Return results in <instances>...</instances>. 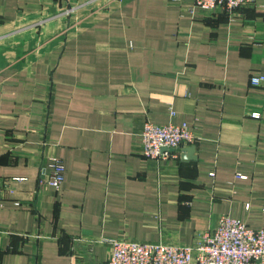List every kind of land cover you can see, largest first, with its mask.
<instances>
[{"label": "crops", "instance_id": "1", "mask_svg": "<svg viewBox=\"0 0 264 264\" xmlns=\"http://www.w3.org/2000/svg\"><path fill=\"white\" fill-rule=\"evenodd\" d=\"M261 74L264 0H0V264H107L109 239L192 244L222 215L264 227ZM147 120L196 140L147 158Z\"/></svg>", "mask_w": 264, "mask_h": 264}, {"label": "built area", "instance_id": "2", "mask_svg": "<svg viewBox=\"0 0 264 264\" xmlns=\"http://www.w3.org/2000/svg\"><path fill=\"white\" fill-rule=\"evenodd\" d=\"M122 2L123 0H118ZM193 15L202 11L215 15L222 11L233 15L235 11L254 5L256 0H171ZM254 86L264 84V74L251 77ZM260 117L259 112L252 113ZM141 153L147 158L168 159L177 156L179 149L192 144L196 135L186 124H159L145 121L140 132ZM51 171L42 183L59 189L65 180V164L51 156ZM3 189L0 187V201ZM111 256L107 264H264V227L252 228L239 218L222 215L212 231L200 234L195 243L138 242L130 239H109Z\"/></svg>", "mask_w": 264, "mask_h": 264}, {"label": "water", "instance_id": "3", "mask_svg": "<svg viewBox=\"0 0 264 264\" xmlns=\"http://www.w3.org/2000/svg\"><path fill=\"white\" fill-rule=\"evenodd\" d=\"M194 150V146H190L187 149H185V152H189V154H191Z\"/></svg>", "mask_w": 264, "mask_h": 264}]
</instances>
